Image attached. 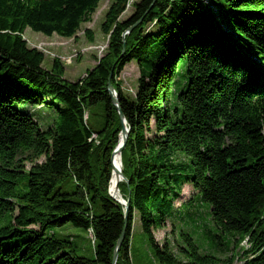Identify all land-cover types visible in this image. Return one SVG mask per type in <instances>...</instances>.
I'll return each instance as SVG.
<instances>
[{
  "label": "trees",
  "instance_id": "obj_1",
  "mask_svg": "<svg viewBox=\"0 0 264 264\" xmlns=\"http://www.w3.org/2000/svg\"><path fill=\"white\" fill-rule=\"evenodd\" d=\"M128 1L110 0L100 25L108 46L70 82L59 59L43 68L23 33L76 38L100 0H0V264L112 263L124 226L109 195L122 128L112 70L129 128L120 154L128 184L118 187L130 207L116 264H132L135 217L161 264H264V0H139L120 20ZM131 61L134 95L117 81ZM184 184L229 236L221 255L200 254L186 233L176 254L155 239ZM68 226L92 230V258L78 254Z\"/></svg>",
  "mask_w": 264,
  "mask_h": 264
},
{
  "label": "rangeland",
  "instance_id": "obj_2",
  "mask_svg": "<svg viewBox=\"0 0 264 264\" xmlns=\"http://www.w3.org/2000/svg\"><path fill=\"white\" fill-rule=\"evenodd\" d=\"M137 1L139 0L128 1L126 10L120 16V20L130 16L133 11V4ZM109 4L110 0H100L90 21L81 25L76 38H62L56 34L46 36L27 28L23 33V39L29 48H36L44 53L42 64L44 69H50L53 60L57 58L64 68V78L74 82L83 77L88 69L93 68L97 62L96 59L103 56L108 46L109 35L106 36L101 32L100 25L104 20ZM87 29L93 33L94 40L92 42L88 41L85 36L84 31ZM139 77V66L136 61H131L118 74L117 81L120 82L125 94L134 95L137 91ZM85 116L86 118L88 117L87 112ZM97 119H99L97 115L91 116L89 122L94 124ZM117 160L118 157L115 155L114 162L117 163ZM41 161H43V158L38 160L39 163ZM30 167L31 163L25 164L26 169ZM119 182L125 181L121 179ZM61 186L64 192L72 193L75 190L74 182L71 179H67ZM116 191L120 193L119 187ZM109 193L112 194L110 185ZM198 196L191 185L184 184L179 195L172 202L174 208L173 217L167 219L161 229L154 230V237L160 245L167 244L169 251L176 254L177 246L185 247V241L181 233H186L192 237L194 244L199 248L200 254L207 253L219 256L221 252H225V246L229 242L227 237L229 236L226 237L216 228L211 218L210 206ZM63 233L74 238V243L78 247V254L92 258L93 244L88 232L68 226L63 230ZM241 245L242 247L247 246L245 242H242ZM230 248H232L231 245ZM131 260L132 264H161L156 260L152 248L141 233L138 217H135L133 223ZM242 262L243 260L237 259L234 264H242Z\"/></svg>",
  "mask_w": 264,
  "mask_h": 264
},
{
  "label": "water",
  "instance_id": "obj_3",
  "mask_svg": "<svg viewBox=\"0 0 264 264\" xmlns=\"http://www.w3.org/2000/svg\"><path fill=\"white\" fill-rule=\"evenodd\" d=\"M125 51V46H123V53ZM112 72L113 70L111 71L109 77H108V81H107V90L109 92V95L111 97V101L113 103V105L116 107V109L118 110L119 112V116H120V119H121V124H122V128H121V131H120V135H119V143L118 145L116 146V148L114 149V151L112 152V155H111V163L113 162V158L116 154H121L122 150L124 149L125 145H126V142H127V138H128V135H129V128L126 126V122H125V119L123 117V114L121 113L120 109H119V103H118V96L113 88V85L111 83V78H112ZM112 172H113V164H112ZM117 172V184H116V190H118V183H119V180L123 179L127 184H128V180L126 179V177L124 176V174L122 173V171H116ZM112 175V173H111ZM121 177V178H120ZM120 194V193H119ZM109 195L119 204H121L123 207H124V226H123V229H122V232L116 242V245H115V249H114V252H113V258H112V263L111 264H116L117 262V258H118V253H119V250H120V247H121V244L124 240V236H125V232H126V228H127V221H128V211H129V207H130V198L128 197L126 200L123 199V197L121 196L120 194V198H115L114 196H112L110 193Z\"/></svg>",
  "mask_w": 264,
  "mask_h": 264
},
{
  "label": "bare ground",
  "instance_id": "obj_4",
  "mask_svg": "<svg viewBox=\"0 0 264 264\" xmlns=\"http://www.w3.org/2000/svg\"><path fill=\"white\" fill-rule=\"evenodd\" d=\"M116 157H118L117 163L114 162L113 165V172L111 176V181H110V190H111V195L115 196L117 199L120 197L118 191H116V184H117V172L116 171H122V163H121V157L120 154H116ZM113 164V162H112ZM121 178V177H120Z\"/></svg>",
  "mask_w": 264,
  "mask_h": 264
},
{
  "label": "built area",
  "instance_id": "obj_5",
  "mask_svg": "<svg viewBox=\"0 0 264 264\" xmlns=\"http://www.w3.org/2000/svg\"><path fill=\"white\" fill-rule=\"evenodd\" d=\"M93 138H95V135H93ZM89 234L92 237V230L91 229H89Z\"/></svg>",
  "mask_w": 264,
  "mask_h": 264
}]
</instances>
